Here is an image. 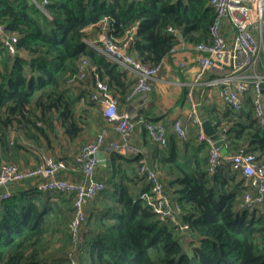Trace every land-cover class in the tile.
<instances>
[{
	"label": "trees",
	"instance_id": "trees-1",
	"mask_svg": "<svg viewBox=\"0 0 264 264\" xmlns=\"http://www.w3.org/2000/svg\"><path fill=\"white\" fill-rule=\"evenodd\" d=\"M214 17L210 0H49L46 10L31 0H0V22L19 36L16 54L0 40V147L7 149L11 129L23 131L36 143L43 138L47 149L52 137L81 135L89 107H99L92 98L97 78L105 79L119 99L126 98L131 85L127 71L87 38L104 30L125 41L133 35L128 50L155 64L179 43L169 26L196 43L210 38ZM84 57L95 69L82 82L67 84ZM257 70L264 71V56ZM246 102L248 106L238 110L224 104L208 118L217 121V136L227 127L229 153L245 147L264 161V124L255 118L250 96ZM17 143L14 139V146ZM153 157L151 163L158 164L167 183L166 192L182 204L181 220L189 228L161 219L124 181L138 179L135 169L129 172L115 165L113 175L120 173L121 182L107 183L94 197L110 198L111 204L99 214L88 213L85 240L76 248L77 255L84 243L88 259L81 263L77 255L79 264H264V202L253 210L240 207L250 185L231 162L225 160L210 172L208 145L181 140L175 132L168 133L166 147L156 145ZM67 170L60 175L66 177ZM148 188L146 182L142 192ZM67 194L72 198L71 193L43 191L32 183L0 203V264L63 262L47 251L57 233L64 232L66 239L59 241L68 259L73 213L68 219L64 207L54 203L57 198L67 200Z\"/></svg>",
	"mask_w": 264,
	"mask_h": 264
},
{
	"label": "built area",
	"instance_id": "built-area-1",
	"mask_svg": "<svg viewBox=\"0 0 264 264\" xmlns=\"http://www.w3.org/2000/svg\"><path fill=\"white\" fill-rule=\"evenodd\" d=\"M43 10L49 0H31ZM215 12L210 26V38L193 43L190 48L196 53L198 72L191 85L188 98L190 102L189 118L198 126V140L205 142L209 148L210 172L216 171L225 161L246 177L250 187L245 190L239 203L243 209L253 210L264 202V161L245 147L236 152L225 154L222 147H227V127L220 136L209 135L203 127V119L199 115V102L194 98L193 90L196 84L208 71L216 70L218 76L208 79L206 86H218V94L224 104L233 109L243 108L247 95H251L253 114L264 124V71L258 72V62L264 56V0H210ZM177 38L168 56H173L188 45L180 29L168 28ZM121 40L105 30L86 41L93 47L100 49L110 59L120 65L127 66L135 72V82L128 95L132 98L136 94H147L153 89L165 59L155 64H149L136 58L127 50V42ZM0 40L12 53L19 49V36L7 31L6 25L0 22ZM180 65H186L180 61ZM95 69L89 59L84 57L79 68L72 73L67 84L75 85L86 79L90 70ZM92 98L100 102L105 119L112 123L120 134L119 139H112L105 143L106 131H98L95 137L83 143L76 156V164L81 170V177H62L61 172L69 165L61 158L47 154L35 166L21 168L15 163L0 164V203L14 194V185L26 179L34 180L38 189L50 192H66L73 194L74 211L69 222V233L72 249L68 252L69 264H79L76 248L85 240L84 223L87 219L86 205L89 200L107 188V182L98 178L96 171L100 164V151L104 147L109 152L122 155L140 156L137 161L136 173L143 178L149 188L141 193V197L159 215L161 219L169 220L181 229L189 228L188 223L181 220L182 204L173 200L166 192V186L161 178V169L157 163L149 162L144 156L145 150L133 143L132 135L137 126L142 127L152 141L164 148L168 144V130L161 121H154L144 113L125 111L120 109V100L112 92L105 79L97 78ZM216 121L213 125H216ZM173 128L181 139H187L188 130L180 118L173 122ZM218 140L222 141L217 145Z\"/></svg>",
	"mask_w": 264,
	"mask_h": 264
},
{
	"label": "crops",
	"instance_id": "crops-1",
	"mask_svg": "<svg viewBox=\"0 0 264 264\" xmlns=\"http://www.w3.org/2000/svg\"><path fill=\"white\" fill-rule=\"evenodd\" d=\"M192 44V42H187L188 46L185 49H182L173 56H168L165 59L163 68L157 80L153 84V89L147 94H136L132 98H128V95L135 82L136 76L135 72L131 68L121 65L127 71L129 80L131 81V85L129 87L126 98L119 99L120 109L131 112L136 110L138 112L144 113L148 118L154 121L163 122L167 127L169 134L175 132L173 128V122L176 118H180L183 124L187 127V138L198 140V126L191 122L188 115L190 109L188 92L191 85L194 83L196 73L199 69L196 59V53L192 48L189 47ZM182 60L186 62V65H180V61ZM215 76H218V72L216 70L208 71L207 74L203 76L202 81L199 84H196L193 90V95L199 102V115L201 116L203 121L209 119L208 115L214 112L213 110L222 111L225 108V105L218 94V86L205 85V82L208 79ZM86 87H88V85H86ZM77 90L78 88H76V91ZM249 96L251 97V95L248 94L247 98ZM247 98L245 100L244 106H248L246 102ZM98 105L103 115L100 102ZM214 122L215 121H211L212 125ZM85 123L86 124H84L83 132L85 130H88V127H90L89 129L92 131V134H81L74 139H71L68 136H61V138L59 139L52 137V147L49 149L46 148V144L43 138L40 142L36 143L31 138L26 137L23 131L19 132L16 129H11L8 132L10 143L7 146V149L0 147V164L3 161H10L18 164V166H20L21 168H29L35 166L38 162H40L43 155H47L46 151L52 152L51 149L56 148L54 149V153L56 154V156L66 159L69 166H71L70 170H67L63 175L69 178H78L81 175V170L75 165V157L80 146L83 143L93 139L96 133L101 130L106 131L105 143H107L109 140L120 138V134L116 131L113 124L105 119L104 115L103 121L97 123L94 120H91L89 117H86ZM85 127L87 128L85 129ZM213 127L215 128V125H213ZM215 136H217V132L215 133ZM14 139H18V145L16 146H14ZM132 141L145 150L144 156L149 162L154 159L153 154L156 145L159 148H162L156 142L152 141L147 132L140 126H137V128L135 129V132L132 135ZM69 145H77V149L75 151L71 150L68 148ZM111 153L112 152L107 151L104 147L101 149L100 164L97 167L96 171L98 178L108 182V185L110 186H112L113 182L115 181L121 182L118 177L120 173H118L117 175H113L114 173L112 170L115 165H117L118 168L119 166H121L122 169H127L128 171L133 167L136 173L137 161L140 157L134 155H124V158L114 159V155H112ZM129 172H131V170ZM131 175L135 177L134 174ZM135 175H137V173ZM137 177V180H124L132 187L135 196H138L142 193V190L144 189V186L146 184L143 178L138 175ZM163 182L166 186L167 183L165 182V180H163ZM32 183H34V180H24L15 184L14 190L19 191L20 189H27ZM171 191V193L173 194L174 188ZM63 197H65V199L67 200L62 201L61 198H57L54 200V203L57 202V205L63 206L66 210V213L68 214V219H70L74 210L73 195L72 198L68 194ZM110 202V198L106 199L105 201L104 199L95 200L94 198H92L86 205L87 215L88 213L99 214L106 209L107 205L111 204ZM84 229L86 234L87 229Z\"/></svg>",
	"mask_w": 264,
	"mask_h": 264
},
{
	"label": "rangeland",
	"instance_id": "rangeland-1",
	"mask_svg": "<svg viewBox=\"0 0 264 264\" xmlns=\"http://www.w3.org/2000/svg\"><path fill=\"white\" fill-rule=\"evenodd\" d=\"M194 98H195V96H194ZM99 107H96V105L95 106H93V107H90L89 109H88V115L87 114H85V116L86 117H89L91 120H96L97 119V117H99L102 121H103V115H102V113H101V111H100V109H98ZM105 121V120H104ZM96 122H97V120H96ZM97 125V124H96ZM87 127H85V129H86ZM90 127H88V130H85L84 132H82V134L84 135H87L88 133H91L92 134V131L89 129ZM68 148L69 149H71V150H76L77 149V145H69L68 146ZM54 149H56V148H53V149H51L52 150V152H48V151H46V154H50V155H53V156H55L56 157V154L54 153ZM44 156V155H43ZM3 162H7V161H3ZM2 162V163H3ZM1 163V164H2ZM39 163V162H38ZM108 183V182H107ZM66 232H64V233H58V236L55 238L54 237V239H53V241L51 242V244L49 245V249H48V251H47V253L49 254V257L51 256V257H61V258H64L63 260V262H59V261H57L55 264H69V261H68V259H66L64 256H65V252H66V250H67V248H65V249H63V248H61V243H59L60 241H59V239L61 238H64V239H66ZM86 246H85V244L83 243L81 246H80V249H78V252H77V255H78V257H79V259H80V261H81V263H84V260H87L88 258H87V254H86V248H85Z\"/></svg>",
	"mask_w": 264,
	"mask_h": 264
},
{
	"label": "water",
	"instance_id": "water-1",
	"mask_svg": "<svg viewBox=\"0 0 264 264\" xmlns=\"http://www.w3.org/2000/svg\"><path fill=\"white\" fill-rule=\"evenodd\" d=\"M46 8H48V4L45 5ZM263 91H264V82H263ZM203 127L206 131L207 134L209 135H214L215 136V128L213 127L211 121L209 119H206L203 121ZM217 145H221L222 144V141L221 140H218L216 142ZM222 151L225 153V154H229V151L227 149V147L223 146L222 147Z\"/></svg>",
	"mask_w": 264,
	"mask_h": 264
}]
</instances>
